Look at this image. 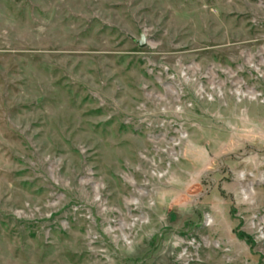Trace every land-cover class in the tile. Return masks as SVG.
Segmentation results:
<instances>
[{"label": "rangeland", "instance_id": "374dc122", "mask_svg": "<svg viewBox=\"0 0 264 264\" xmlns=\"http://www.w3.org/2000/svg\"><path fill=\"white\" fill-rule=\"evenodd\" d=\"M0 264H264V0H0Z\"/></svg>", "mask_w": 264, "mask_h": 264}, {"label": "water", "instance_id": "95a60500", "mask_svg": "<svg viewBox=\"0 0 264 264\" xmlns=\"http://www.w3.org/2000/svg\"><path fill=\"white\" fill-rule=\"evenodd\" d=\"M138 43H139L140 46H143L144 45L145 42H144V36L143 35H141Z\"/></svg>", "mask_w": 264, "mask_h": 264}]
</instances>
